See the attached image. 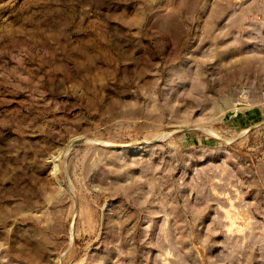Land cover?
Returning a JSON list of instances; mask_svg holds the SVG:
<instances>
[{
  "label": "rangeland",
  "instance_id": "1",
  "mask_svg": "<svg viewBox=\"0 0 264 264\" xmlns=\"http://www.w3.org/2000/svg\"><path fill=\"white\" fill-rule=\"evenodd\" d=\"M260 121L264 0H0V264H264Z\"/></svg>",
  "mask_w": 264,
  "mask_h": 264
},
{
  "label": "water",
  "instance_id": "2",
  "mask_svg": "<svg viewBox=\"0 0 264 264\" xmlns=\"http://www.w3.org/2000/svg\"><path fill=\"white\" fill-rule=\"evenodd\" d=\"M264 121H260L259 124H263ZM256 124L258 123H254V124H251V125H248L244 131H249L251 130ZM189 126H186V127H179V128H174V129H171L169 131L166 132L165 136H169V135H172L174 133H177V132H180V131H183V130H186L188 129ZM209 133H211L212 135H214L215 137L221 139L222 141H224L226 144H230V140H228L227 138H225L223 135L217 133L216 131H209ZM152 141L155 140L154 139H151ZM97 143H101V144H105V145H111V146H114V147H121V146H124V145H129L131 142H112V141H106V140H95Z\"/></svg>",
  "mask_w": 264,
  "mask_h": 264
},
{
  "label": "bare ground",
  "instance_id": "3",
  "mask_svg": "<svg viewBox=\"0 0 264 264\" xmlns=\"http://www.w3.org/2000/svg\"><path fill=\"white\" fill-rule=\"evenodd\" d=\"M211 131H214V130H211ZM163 137V136H162ZM88 138V137H87ZM87 140V139H86ZM89 140V139H88Z\"/></svg>",
  "mask_w": 264,
  "mask_h": 264
}]
</instances>
